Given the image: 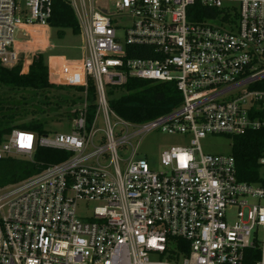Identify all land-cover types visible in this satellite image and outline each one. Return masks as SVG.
I'll use <instances>...</instances> for the list:
<instances>
[{
    "label": "built area",
    "instance_id": "built-area-1",
    "mask_svg": "<svg viewBox=\"0 0 264 264\" xmlns=\"http://www.w3.org/2000/svg\"><path fill=\"white\" fill-rule=\"evenodd\" d=\"M63 1L77 21L82 57L48 80L80 87L84 101L68 112L69 133L15 129L0 142V160H32L37 147L68 154L0 187V264H264V157L260 180L245 183L231 153L199 147L206 135L264 125V85L252 88L264 83V0ZM51 16L52 0H0V64L26 62L28 41L18 34L49 29ZM130 79L172 82L181 103L127 122L110 108L108 91ZM154 131L189 139L160 153L157 170L135 158ZM89 203V215L79 217L77 206Z\"/></svg>",
    "mask_w": 264,
    "mask_h": 264
},
{
    "label": "trees",
    "instance_id": "trees-1",
    "mask_svg": "<svg viewBox=\"0 0 264 264\" xmlns=\"http://www.w3.org/2000/svg\"><path fill=\"white\" fill-rule=\"evenodd\" d=\"M213 14V13H212ZM202 16H209L207 11ZM49 27L57 29L59 38L68 29L73 35H79V27L70 6L63 0H52V16ZM144 47L140 48L143 49ZM132 57H144L139 53L130 54ZM264 83L253 84V89L262 88ZM9 91L40 92L53 88H63L51 84L48 80V67L44 55L37 53L26 72L22 65L8 68L0 64V88ZM81 91V88H77ZM15 95V94H14ZM109 106L121 119L130 123H143L170 112L181 103V95L172 82H152L130 79L120 88L108 91ZM95 92L92 85L87 92L89 108L87 110V124L94 113ZM23 105L14 97L0 93V142L12 130L33 132L38 136L45 135L44 123L40 119H32L25 123L16 124L17 118L25 114L36 115L40 109L35 107L26 111ZM22 112V113H21ZM61 116H63L61 114ZM72 118L74 115L65 113ZM264 120V112L261 113ZM63 118V117H62ZM61 118V119H62ZM231 140V156L235 160L236 177L240 182L254 183L260 180V158L264 157V125L255 130H247L242 135L228 137ZM68 154L62 151L37 147L32 160L26 158L8 157L0 160V187L20 182L39 172L46 166L63 161ZM250 264V260H247Z\"/></svg>",
    "mask_w": 264,
    "mask_h": 264
},
{
    "label": "rangeland",
    "instance_id": "rangeland-1",
    "mask_svg": "<svg viewBox=\"0 0 264 264\" xmlns=\"http://www.w3.org/2000/svg\"><path fill=\"white\" fill-rule=\"evenodd\" d=\"M120 23L123 25L128 24L127 19H122ZM211 23L218 25L216 21ZM46 30H48L45 41L47 49L42 53L45 63L50 65L51 59H53L55 64L61 60L60 64H70L72 67L79 64L82 57L81 36L73 35L70 30L65 29L63 37L59 38L57 29L49 27V29ZM123 35L124 33L122 31L117 32V36L121 42L124 41ZM29 36L30 40L31 36L37 39L38 34L29 31ZM39 37L41 36L39 35ZM33 44L34 43L28 42L27 45H23L28 53L26 52V55L23 57L26 59V62L20 61L22 68L27 67L28 69L32 62V57L37 54L36 51L34 53V50L31 53L30 50H28ZM37 45H39V43ZM33 47L35 48V46ZM0 93L5 94L6 97H14L15 100L20 101V103H26V105H23L26 111H30L35 107L39 108L40 112L36 115H31L29 113L25 114V116L22 115V117L15 120V123L21 124L32 119H40L44 123L46 135L51 137L57 133L70 132L71 121L66 119L67 117L64 116V114L68 113L72 108H77L84 101V96L75 87H55L40 92H32L30 90L16 92L9 91L6 87H1ZM61 114L63 116H61ZM111 122L114 123L115 120L112 118ZM95 128H103L101 118L98 119ZM100 134L101 133H98V135ZM188 140L187 137L181 135H168L160 133L159 131L151 132L141 138L138 153L135 158H147L152 168L157 170L160 153L171 148L187 145ZM199 147L201 153L205 155H229L231 152V140L224 135H206L205 138L199 141ZM195 155L198 156L197 153ZM127 156L128 152L124 154V157ZM93 206V203L79 204L77 206V215L81 218L87 217Z\"/></svg>",
    "mask_w": 264,
    "mask_h": 264
},
{
    "label": "crops",
    "instance_id": "crops-1",
    "mask_svg": "<svg viewBox=\"0 0 264 264\" xmlns=\"http://www.w3.org/2000/svg\"><path fill=\"white\" fill-rule=\"evenodd\" d=\"M29 31L30 32H34V33H36V34H38V36H37V39H35V37H33V36H31V40H30V36H29ZM47 31L48 30H46V28H42V27H39V26H36V27H32V28H28V29H26V37H28V40H30V41H28V42H30V43H34L33 45H32V47L31 48H29L28 50H30V53L34 50V53H35V51H36V53H43L44 51H46V49H47V44L45 43V41H46V37H47ZM41 33V34H40ZM19 35V34H18ZM39 35L41 36V37H39ZM19 37V36H18ZM36 42H37V44L39 43V45H37L36 44ZM33 46H35V48L33 47ZM39 46V47H38ZM62 61V60H61ZM60 61V62H61ZM60 62H57L56 64L54 63V60L53 59H51V63H50V65L49 64H46L47 65V67H48V76H49V78H50V80L53 82H57V79H59V74H56L58 71H59V69H60Z\"/></svg>",
    "mask_w": 264,
    "mask_h": 264
},
{
    "label": "water",
    "instance_id": "water-1",
    "mask_svg": "<svg viewBox=\"0 0 264 264\" xmlns=\"http://www.w3.org/2000/svg\"><path fill=\"white\" fill-rule=\"evenodd\" d=\"M19 38L21 39V40H28V37H26V36H24V35H22L21 33H19Z\"/></svg>",
    "mask_w": 264,
    "mask_h": 264
}]
</instances>
